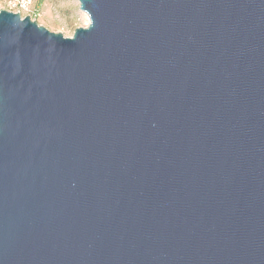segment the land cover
<instances>
[{"label": "water", "instance_id": "water-1", "mask_svg": "<svg viewBox=\"0 0 264 264\" xmlns=\"http://www.w3.org/2000/svg\"><path fill=\"white\" fill-rule=\"evenodd\" d=\"M78 1L0 10V264H264V0Z\"/></svg>", "mask_w": 264, "mask_h": 264}, {"label": "rangeland", "instance_id": "rangeland-1", "mask_svg": "<svg viewBox=\"0 0 264 264\" xmlns=\"http://www.w3.org/2000/svg\"><path fill=\"white\" fill-rule=\"evenodd\" d=\"M35 4L39 15L31 20L65 38H72L77 29L90 23L78 0H36Z\"/></svg>", "mask_w": 264, "mask_h": 264}, {"label": "built area", "instance_id": "built-area-1", "mask_svg": "<svg viewBox=\"0 0 264 264\" xmlns=\"http://www.w3.org/2000/svg\"><path fill=\"white\" fill-rule=\"evenodd\" d=\"M36 0H0V10H6L20 14L22 18L38 17L39 11L35 4Z\"/></svg>", "mask_w": 264, "mask_h": 264}, {"label": "bare ground", "instance_id": "bare-ground-1", "mask_svg": "<svg viewBox=\"0 0 264 264\" xmlns=\"http://www.w3.org/2000/svg\"><path fill=\"white\" fill-rule=\"evenodd\" d=\"M89 20V19H88Z\"/></svg>", "mask_w": 264, "mask_h": 264}]
</instances>
